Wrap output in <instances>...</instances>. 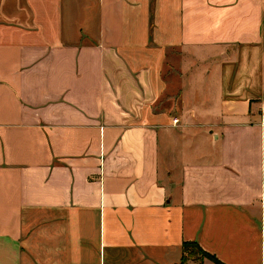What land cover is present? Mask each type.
Segmentation results:
<instances>
[{"label":"crops","instance_id":"crops-1","mask_svg":"<svg viewBox=\"0 0 264 264\" xmlns=\"http://www.w3.org/2000/svg\"><path fill=\"white\" fill-rule=\"evenodd\" d=\"M183 243L264 264V0H0V264Z\"/></svg>","mask_w":264,"mask_h":264},{"label":"rangeland","instance_id":"rangeland-1","mask_svg":"<svg viewBox=\"0 0 264 264\" xmlns=\"http://www.w3.org/2000/svg\"><path fill=\"white\" fill-rule=\"evenodd\" d=\"M169 59L173 60V63H175V61L177 60L175 57H170ZM167 77H168V85H167V90H166V93H167V100L168 101H164V98L161 99L157 105V109H159V111L164 107V105L168 104L169 102H173L175 101V97H176V92H177V83H176V79L174 77V74L173 73H167ZM173 105V104H172ZM189 253H197L193 248H189Z\"/></svg>","mask_w":264,"mask_h":264},{"label":"trees","instance_id":"trees-1","mask_svg":"<svg viewBox=\"0 0 264 264\" xmlns=\"http://www.w3.org/2000/svg\"><path fill=\"white\" fill-rule=\"evenodd\" d=\"M182 247L184 249H187L189 252V248H193L197 253V255H199L200 257L206 258L210 261H212L214 264H221L220 262H218L215 258H213L212 256H209L207 254H205L204 252H202L195 244L193 243H183ZM193 254V253H190ZM195 254V253H194Z\"/></svg>","mask_w":264,"mask_h":264},{"label":"built area","instance_id":"built-area-1","mask_svg":"<svg viewBox=\"0 0 264 264\" xmlns=\"http://www.w3.org/2000/svg\"><path fill=\"white\" fill-rule=\"evenodd\" d=\"M175 122H176V120H173V121H172V124H174Z\"/></svg>","mask_w":264,"mask_h":264}]
</instances>
